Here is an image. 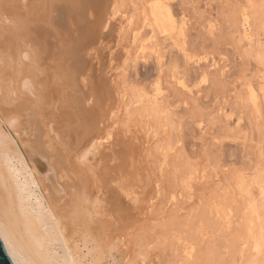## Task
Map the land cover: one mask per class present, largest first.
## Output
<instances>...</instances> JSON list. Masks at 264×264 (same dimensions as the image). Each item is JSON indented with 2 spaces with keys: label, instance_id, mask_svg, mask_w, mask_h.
Returning a JSON list of instances; mask_svg holds the SVG:
<instances>
[{
  "label": "rangeland",
  "instance_id": "rangeland-1",
  "mask_svg": "<svg viewBox=\"0 0 264 264\" xmlns=\"http://www.w3.org/2000/svg\"><path fill=\"white\" fill-rule=\"evenodd\" d=\"M68 2L80 12L46 7L61 30L76 21L69 56L89 75V162L116 217L115 264H264L251 238L264 218V0ZM158 4L171 31L155 25Z\"/></svg>",
  "mask_w": 264,
  "mask_h": 264
},
{
  "label": "bare ground",
  "instance_id": "bare-ground-1",
  "mask_svg": "<svg viewBox=\"0 0 264 264\" xmlns=\"http://www.w3.org/2000/svg\"><path fill=\"white\" fill-rule=\"evenodd\" d=\"M24 2L0 0V237L17 264H115L116 217L104 215L103 181L89 162L97 129L84 114L88 99L79 87L89 75H75L69 56L74 15L65 19L69 30H61L50 0ZM64 2L65 11L80 12ZM151 14L162 31L172 30L166 7L158 4ZM249 20L243 10L244 25ZM258 222L251 238L261 251L264 218ZM82 246L91 249L84 253Z\"/></svg>",
  "mask_w": 264,
  "mask_h": 264
},
{
  "label": "water",
  "instance_id": "water-1",
  "mask_svg": "<svg viewBox=\"0 0 264 264\" xmlns=\"http://www.w3.org/2000/svg\"><path fill=\"white\" fill-rule=\"evenodd\" d=\"M0 264H17L0 237Z\"/></svg>",
  "mask_w": 264,
  "mask_h": 264
}]
</instances>
